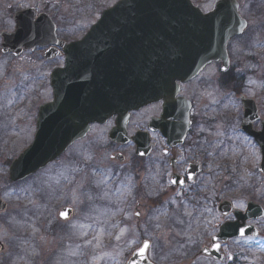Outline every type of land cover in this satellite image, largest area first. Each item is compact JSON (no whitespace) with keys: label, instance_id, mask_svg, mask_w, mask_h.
<instances>
[{"label":"rangeland","instance_id":"374dc122","mask_svg":"<svg viewBox=\"0 0 264 264\" xmlns=\"http://www.w3.org/2000/svg\"><path fill=\"white\" fill-rule=\"evenodd\" d=\"M42 1H45L48 13L55 16L59 26L66 25L71 28L70 31H79L97 20L100 12L105 9L103 7L112 4L115 0H85L90 4L94 1L97 8H75L73 5H78V0H74L75 3L72 0ZM257 3L259 4V0ZM260 10L253 8V13L247 14L249 24L245 34L241 40L233 44L232 63L234 66L237 64L236 71L240 76L238 85L234 84L235 81L231 82L236 92L232 94L212 84L203 88L202 91H197L194 98L200 110L199 114L203 113V118L198 121L199 124L193 132V140L198 138L200 144L216 147L220 139H225L222 154L226 177L223 179L231 184L234 183V187L230 188L225 195L232 196L238 202L237 205L249 199L264 205V175L257 171L260 155L253 140L239 131L241 107L238 97L239 94H244L253 99L261 118L264 119V8ZM56 63L58 61L48 62V74ZM241 76L244 77L241 78ZM20 79L22 86H27L24 93L27 94V99L29 98L30 110L28 109L27 113L24 112L22 101L25 98L21 96V106L13 108V115L20 118L17 130H9L6 123L0 126V130L4 129L0 133V197L8 204L7 210L0 214V242L6 249L0 255V264H124L126 254L128 255L133 248L140 245L141 238L161 241L167 248L165 253L169 260L167 263L176 264L179 258L189 257L190 259L194 253L182 251L187 243L182 238V241L178 243L175 240L177 235L180 237L182 235L188 241L197 239L199 241L197 251L205 243L206 237L215 232L210 225L214 224L217 216L209 214V208H207L209 202L203 199L195 213H192L194 216L189 211L186 221L182 220L183 225L180 227L175 226L177 215L173 209H164V214L156 212L154 222H148L149 234L145 235L147 229L143 228V221L134 215L137 200H132L130 207L126 205L123 210L121 204H117L121 200L126 201L127 204L126 183H122L124 191L121 192V197L113 195L111 186L103 185V182H108L110 179L111 169L106 158L112 152V147L106 146L105 127L93 129L85 140L73 148L86 161L93 154L99 153L102 157H98L94 167L83 169V161L79 162V165L68 162V158L73 154L70 151L57 165L50 168L47 166L20 184L9 183L5 164H11L32 141L35 120L30 117L33 111L36 113L40 102L49 99V93H47L49 90L45 87L47 82H44L45 73L42 67L38 65L34 70L33 66H30V73L20 68ZM198 84L199 82L197 86ZM254 126L259 128V123H254ZM101 133L103 134L100 137ZM201 133L203 136L199 137ZM185 148L187 156L193 157L197 146L193 143L192 147ZM57 175L70 176L68 179L72 185L56 186L55 180L60 179L56 178ZM49 186L54 187L51 204L48 203ZM87 187H90L92 193L85 192ZM239 189H245L247 194L240 197L237 193ZM86 196L89 198L86 199L88 204L83 210V216H76L65 230L66 224H62L56 218L57 209L66 203L81 208L80 198ZM174 196L172 190L164 189L165 203L170 202L174 205ZM228 198L233 200L231 197ZM139 202L141 203L142 200L140 199ZM137 210L140 211L139 208ZM88 212L97 216L98 221L94 220L93 223L99 222L100 228L96 227L97 230L94 233L96 235L93 234V236H87L90 233L86 232L85 241L88 243L85 245L80 243L83 246L82 255L76 243L79 244L81 241L80 223L82 220L91 218ZM121 213L124 215L122 216ZM48 224H51L54 230L52 227L48 229L50 226ZM261 225L264 227V220ZM177 228L180 229L177 230ZM72 235L77 237L75 244ZM263 235L264 230L261 231L260 240L262 241H264ZM160 253L162 255V252ZM73 254H76L75 261L72 260ZM150 256L155 262L158 251H151ZM247 256L245 264H264V247H258V250L252 249ZM156 261L160 262V259ZM158 262L155 264H163Z\"/></svg>","mask_w":264,"mask_h":264},{"label":"flooded vegetation","instance_id":"af4514ba","mask_svg":"<svg viewBox=\"0 0 264 264\" xmlns=\"http://www.w3.org/2000/svg\"><path fill=\"white\" fill-rule=\"evenodd\" d=\"M117 1L118 0H115L112 4L103 8H109ZM187 1L191 6L198 7L204 13H208L216 7L218 2L223 0ZM231 1L235 2L237 0ZM72 2L75 3L74 0H72ZM78 2V5H73L75 8H97L94 1L93 4L85 0H78ZM99 7L101 6L99 5ZM253 8H259V10L260 8H264V0H259V4L257 0H238V14L247 21V25L249 24L247 14L253 13ZM49 15L55 21L58 40L64 42L63 46L55 45L56 49L53 53L57 56L49 62L58 61V63L53 65L51 68L52 71V69L64 65V49L66 45L80 41L87 30L94 25L96 21L86 28L79 29V31H70L69 29L71 28H69V26H59V22H56L55 16H52L50 13ZM41 16L48 18V7L45 1L0 0V126L6 123L9 126V130L13 129L16 131L20 121V118L13 115V108H19L23 103L24 112L27 113L28 109L30 110L29 98L27 99L28 96L26 97L27 94L24 93L27 86L23 85V87L21 84L20 68L30 73V66H33L34 70L38 65L42 67L45 73L44 82H47L45 87L49 90V92H47L49 93L48 101L52 99V87L50 82L51 71L48 74V57H44V54L48 51V45L45 47L36 46L33 48L19 46L15 49V52L6 51L7 49L2 47V43L5 41L4 35L13 32L16 27L25 30L27 27L35 25L37 19ZM217 24L218 22L211 23V25L214 26ZM70 33L77 34L71 35ZM239 37L240 36L234 37L226 43L225 50L229 59L233 57L234 53L232 52V45ZM197 49L201 50L200 47ZM235 75L236 68H233L230 64L225 69H222V61L219 59L217 61L210 60L203 63L195 76L184 81L176 80L168 83L165 86L163 95L153 98L152 101H149L145 106L128 113L126 132L129 139L126 143L112 144L109 141L106 142L108 147H112V152L108 154L106 158L109 162L111 175L108 182H103V185L106 184L111 186L113 195L115 197H121V192L124 191L122 183H126L125 200H127V204L124 200H121V202L117 204H121L123 210L126 205L130 207V202H132V200H137L135 202L134 215L139 220L143 221L142 226L145 230L147 229L145 235L149 234V223L150 221L152 223L154 222L156 212L164 214V209H173L177 215L175 218V226L180 227L183 225L182 220L186 221L189 211L191 214L195 213L197 206L203 199L209 202V206L207 207L209 208V214L217 216L214 224L210 225V228H213L212 231L215 232L206 237L205 243L201 245L197 251L196 248L199 245L197 239L188 241L182 235L181 237L177 235L175 240L178 243H180L182 239L187 243L182 251L185 253H194L190 259H188L189 257L185 259H182V257L179 258L176 264H245L248 258L247 254H249L252 249L258 250V247H264V241L260 240L261 231L264 230V227L261 225L264 217L247 219L246 221L238 219L239 224L244 223L253 226L251 230L252 235L231 237L226 240L215 239L221 224L236 221L234 211L237 210L245 213L248 201L250 200H245L242 204L237 205L236 203L238 202L236 200L233 198V200L229 199L228 197L230 196H228V194L225 195V193L232 188L229 187V182L223 179V177H226L222 154V146L225 145V139H220L219 144L215 145L216 147L202 145L198 138L193 140V132L199 124L198 121H201L200 118H203V113L199 114L200 110L194 99L196 92L202 91L203 88L212 84H216L218 87L231 92L228 88V83L230 78L233 79V82L235 81L233 78ZM213 77H215L214 80ZM197 82H199L198 86ZM21 96L25 98L22 103ZM40 104H42V102ZM35 115L36 113L33 111L30 119L35 120ZM114 119L115 116L104 124H92L89 133L91 134L93 129L99 127H105L104 132H106V130L108 131L112 127ZM182 125L186 128L183 142L180 144L179 141L177 142V139L171 141L175 138L177 132L180 133ZM3 130L4 129L0 130V133H2ZM89 133L87 136L90 135ZM103 133L100 134V137ZM138 133H142L141 137L143 139V144L146 147L149 144L150 147L146 152L141 151V155H137L135 151L138 140L132 139L138 135ZM201 136H203L202 133L199 137ZM82 141L83 139L74 142L64 154L50 163L48 168L57 165L61 160L65 159L64 157L70 151H72L71 153L73 154L68 158V162L79 165V162L83 161V169L90 166L94 167L98 157H102L99 153L93 154L91 158L86 161L78 152L73 150V148ZM193 143L197 146V149L195 153H193V157H188L185 147H192ZM195 163L196 165L194 166ZM69 177L57 175L56 178L60 179L55 180L56 186H63L64 184L72 185V182L68 179ZM164 189L173 191V195H175L173 197V200H175L174 205L170 202L165 203L163 197ZM85 192L92 193L90 187H87ZM53 194L54 187L49 186L48 203L50 204L52 203ZM238 195L243 197L241 196L243 194H240L239 191ZM87 198H89V196L80 198L79 205L81 208L77 205H69L70 203H66L57 209L56 218L58 221H61L62 224H66L65 230H67V226L76 219V216H83V210H85L88 204V202H86ZM140 199L142 200L141 203L139 202ZM225 200H228L230 204L223 208L219 207V204ZM64 208H70L72 214L68 219L61 220L58 218V215L59 211ZM138 208L140 209L139 212L137 210ZM78 210L82 211V213H80V211L78 212ZM250 213H254V211H250L249 214ZM121 215L123 216L124 214L121 213ZM88 216L91 218L82 220L79 226L81 229L80 232L82 233L79 244L77 242V237L72 235L75 241L73 243L75 244L77 242L76 246L79 245L82 255L83 246H81L80 243L82 242V245L88 243L85 241L86 232L90 233L87 234V236H93L97 228H100L99 222V224L93 223L94 220L98 221L97 216L90 212H88ZM192 216L194 215L192 214ZM48 225H50L48 229L52 227V230H54L51 224ZM179 229L180 228H177V230ZM191 236L193 238L194 234ZM144 240L148 241L149 244L146 254L150 262L155 264V262H158L156 259H160L161 263L169 264L167 263L169 260L165 255L167 248L161 241L141 238L140 245ZM139 246L133 248L128 255L126 254L125 262ZM156 250L158 251V257L154 259L155 262H153L150 253ZM213 250L216 251L215 255L212 253ZM160 252H162V255ZM75 259L76 254H73L72 260L75 261Z\"/></svg>","mask_w":264,"mask_h":264},{"label":"water","instance_id":"95a60500","mask_svg":"<svg viewBox=\"0 0 264 264\" xmlns=\"http://www.w3.org/2000/svg\"><path fill=\"white\" fill-rule=\"evenodd\" d=\"M236 8V2L223 0L204 14L187 0H119L105 9L81 41L65 47L64 67L54 69L50 75L53 101L39 107L34 139L12 161L9 179L20 181L42 169L83 137L89 124L101 123L113 115L116 119L108 138L125 142L129 111L163 95L168 83L195 76L205 62L221 59L227 63L226 41L240 34L246 25ZM213 22L218 24L211 25ZM4 38L2 47L13 52L19 46L63 45L56 41L49 16L39 17L25 30L16 27ZM240 99L244 109L241 128L259 143V170L264 173V122L260 132L252 131L256 106L251 99ZM180 129L177 142L186 130L184 125ZM136 148L145 152L142 144ZM6 207L0 199V212ZM61 212L67 216L62 217ZM71 214L70 208H64L59 218L66 220ZM239 234L237 223L224 224L218 237ZM144 245L126 264H151L146 257L148 246ZM3 250L0 243V252ZM212 253L215 255V251Z\"/></svg>","mask_w":264,"mask_h":264},{"label":"snow or ice","instance_id":"6c2138e0","mask_svg":"<svg viewBox=\"0 0 264 264\" xmlns=\"http://www.w3.org/2000/svg\"><path fill=\"white\" fill-rule=\"evenodd\" d=\"M60 215H61L62 217H66V216H67V213H66V212H61ZM147 246H148V242L145 241L144 248H146ZM214 246H216V245H214ZM216 247H218V246H216ZM144 248H141V249H140V252H141V253H143Z\"/></svg>","mask_w":264,"mask_h":264}]
</instances>
